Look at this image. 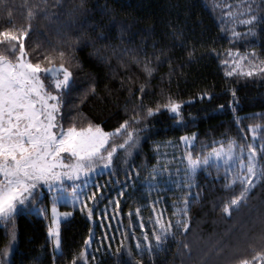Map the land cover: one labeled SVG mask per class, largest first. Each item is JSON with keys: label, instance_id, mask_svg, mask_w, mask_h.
I'll return each mask as SVG.
<instances>
[{"label": "trees", "instance_id": "obj_1", "mask_svg": "<svg viewBox=\"0 0 264 264\" xmlns=\"http://www.w3.org/2000/svg\"><path fill=\"white\" fill-rule=\"evenodd\" d=\"M252 15L257 20L245 23ZM22 27L28 29L20 38L27 59L42 67L63 63L72 73L60 95L58 122L65 130L91 122L109 132L134 112L142 118L134 125L139 143L127 163L108 170L110 181L101 191H89L87 207H68L72 214L61 223L60 254H54L48 234L49 206L43 214H17L15 242L13 224L0 221V259L70 264L84 251L87 260L76 264H264V178H253L246 203L229 216L222 205L239 194V182L229 186L238 166L232 172L202 166L194 177L185 176L188 152L203 158L229 141L237 153L244 145L245 160L247 145L254 143L264 166V74L227 76L233 65L224 63L239 59L237 50L240 56L255 51L264 60V0H0V31ZM6 45L0 40L7 53ZM146 58L155 67L151 77L142 68ZM168 97L182 102L179 118L163 106L147 116L144 109ZM256 124L261 130L253 141L249 125ZM193 134L195 143L183 144L181 137ZM163 167L168 171L153 183V168ZM93 192L96 199H88ZM185 198L187 231L176 225ZM169 223L167 239L156 250L153 232Z\"/></svg>", "mask_w": 264, "mask_h": 264}, {"label": "snow or ice", "instance_id": "obj_2", "mask_svg": "<svg viewBox=\"0 0 264 264\" xmlns=\"http://www.w3.org/2000/svg\"><path fill=\"white\" fill-rule=\"evenodd\" d=\"M32 16V13H29ZM257 20L255 15L250 16L245 23ZM251 31V29L249 30ZM27 28H5L0 31V40H6V51L0 50V221L13 224L11 232V242H15L17 235L14 230V221L21 207H27L35 202L42 195V189L47 188L52 195V225L48 228L50 237H54V245L57 251L61 249L60 220L57 215L68 217L72 213H57L56 204L63 198L69 187L73 190L71 201L73 205L80 201L78 189L81 174L84 179L82 184L86 185L92 178V174L100 172L101 169L115 170L118 163H127V157L132 154L139 143V136L135 124L142 118L138 112H134L130 119L124 120L113 131H105L101 125L91 122L85 128L72 126L65 130L57 123L56 113L59 111L60 93L54 94L45 87L41 73L45 74V79H51L57 90L67 89L70 86L72 75L68 67L61 63L58 67H42L41 62L33 63L26 59L24 43L21 36H27ZM233 37H240L239 32H233ZM19 41V43H15ZM64 55L63 52L60 53ZM191 55V53H189ZM231 55V53H230ZM239 59L233 58L225 61L227 65L233 66L226 72L227 76L234 74L252 77L255 74H264V60H259L255 51L251 56L239 55ZM51 64V58L44 57ZM159 59V57H157ZM259 62L257 63V61ZM247 62L246 64L244 62ZM136 63L141 64L140 60ZM143 71L151 77L155 71L151 60L145 59L142 62ZM95 89L93 88V91ZM139 91L144 92V85ZM235 96V91H233ZM181 103L168 97L167 103L149 106L146 111L147 116H152L160 110V107L168 109L176 117L181 116ZM255 141L261 125H249ZM195 134H193L194 138ZM186 144H191L189 137H181ZM235 141H229L227 148L223 144L219 150L213 148L212 151L201 158L193 156L188 152L185 159L187 161L185 176L190 179L203 166L215 165L217 168L224 166L226 172H232L238 166V171L230 181L229 186H234L237 182L241 185L238 195H233L222 205L223 212L231 215L233 210H239L242 203H246L248 193L255 187L253 178H264V166H261L257 158V148L253 144H248L247 159L244 158V145H240V151H236ZM264 151V145H261ZM68 154V155H63ZM70 161V162H66ZM167 167L157 170L153 168V183H158L159 178ZM72 183L69 184L68 182ZM99 188L100 186L97 185ZM122 195V193H121ZM88 199L95 200L96 193L93 192ZM117 204L119 201L116 202ZM183 209H178L182 213V218L176 221L178 227L185 231L189 228V221L186 219L189 212V200L183 201ZM84 207H87L85 204ZM83 210V209H81ZM93 208H88L87 215L91 219ZM139 215V209H137ZM159 223V220L157 221ZM141 227H144L142 224ZM172 228L169 223L167 227H161L159 232H153L156 241L155 249H161L167 235ZM148 239L147 234L144 236ZM86 244L89 241L85 242ZM184 248L188 245L185 243ZM140 248V244H137ZM120 251L119 248L116 250ZM147 251L153 252V246L148 245ZM9 255V247L3 250V256ZM87 257L84 251L74 255L70 264H76L77 259ZM0 264H8L6 259H0ZM240 264H248V261H240Z\"/></svg>", "mask_w": 264, "mask_h": 264}, {"label": "rangeland", "instance_id": "obj_3", "mask_svg": "<svg viewBox=\"0 0 264 264\" xmlns=\"http://www.w3.org/2000/svg\"><path fill=\"white\" fill-rule=\"evenodd\" d=\"M27 59V57H26ZM41 79H44V83H45V87L48 88L49 91H52L54 94L56 93H61L66 90L64 89L62 92L61 90H57L55 89L54 87V82L53 80L51 79H45V74L44 73H41ZM71 80L72 78L70 77V83H71ZM60 107V105H59ZM58 114H59V111L56 113V116H57V123L58 122ZM170 114L172 116H175L174 113L170 112ZM111 132V131H109ZM189 139L192 141L191 144H186L185 141L182 140L183 144L187 145V146H191L195 143V136L194 138L193 137H189ZM245 153V152H244ZM248 154V153H247ZM63 155H68V154H63ZM66 162H70V161H66ZM109 169H101L100 172L98 173H94L92 174V178L90 180H88L87 184L84 185L82 184V181L84 179V176L83 174H81V178L80 180L76 181L77 184H80V188L78 189V192L80 194V201H78L75 206L73 205L72 201H71V197L73 195V190L71 187H69L65 193V198L61 199L57 204H56V208H57V213H65V212H70L72 213V211H70L68 209V207H73V208H81L82 207V204L84 203V205L86 203V196L88 195L89 191H95V187L101 191V187L102 186H106V181H110L109 177L106 176V173L108 172ZM106 177V179H105ZM69 184H71L72 182L69 181L68 182ZM97 185H99L100 187L98 188ZM50 206V213H51V216H52V221H53V212H52V195L48 192L47 188H43L42 189V195L39 197L38 200H36L35 202L29 204L27 207H21L20 211L19 212H24V213H27V212H30V213H33V214H36L38 211L39 213L43 214L46 210V208H49ZM71 216V215H70ZM70 216L68 217H64V216H59L57 215V219L60 220V238H61V223L66 221L67 219L70 218ZM52 221L50 223V226H53L52 225ZM49 226V227H50ZM49 234V233H48ZM50 240L52 242V245H53V252L54 254L58 255L61 253V249L60 251H57L55 249V245H54V237H50Z\"/></svg>", "mask_w": 264, "mask_h": 264}]
</instances>
